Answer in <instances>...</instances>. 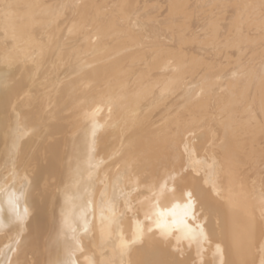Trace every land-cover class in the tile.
Masks as SVG:
<instances>
[{
    "label": "bare ground",
    "instance_id": "6f19581e",
    "mask_svg": "<svg viewBox=\"0 0 264 264\" xmlns=\"http://www.w3.org/2000/svg\"><path fill=\"white\" fill-rule=\"evenodd\" d=\"M0 264H264V0H0Z\"/></svg>",
    "mask_w": 264,
    "mask_h": 264
}]
</instances>
